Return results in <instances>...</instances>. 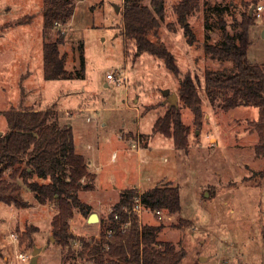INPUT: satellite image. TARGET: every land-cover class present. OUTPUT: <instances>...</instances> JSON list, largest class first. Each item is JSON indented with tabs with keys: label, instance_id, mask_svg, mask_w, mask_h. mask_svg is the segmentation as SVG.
Segmentation results:
<instances>
[{
	"label": "rangeland",
	"instance_id": "obj_1",
	"mask_svg": "<svg viewBox=\"0 0 264 264\" xmlns=\"http://www.w3.org/2000/svg\"><path fill=\"white\" fill-rule=\"evenodd\" d=\"M73 1L72 19L58 29L65 33L60 53L66 59V69L76 77L46 80L43 0H0V113L53 108L61 126H72L77 151L85 154L89 170L98 177V194L81 190L80 200L87 202L94 195L110 200L99 209L87 204L89 215L102 216L98 223L87 222L88 217L74 209L69 231L78 239L93 242L110 222L118 189L125 191L140 181L146 187L131 189L143 193L169 184L179 187L181 212L168 220L148 209L143 224L165 225L158 240L185 251L181 264H264V157L255 153L258 133L254 126L259 112L253 107L226 111L222 109L224 99L212 96L211 100L205 72L229 69L231 64L213 59L203 50L205 43L222 41L221 23L235 35L244 15L250 13L254 25L249 31L247 56L264 66V10L260 18L255 13L264 0H200L188 20L197 37L194 45L188 44L174 11L180 0H165V18L159 36L152 40L167 46L183 74L189 72L197 78L202 100L203 116L197 125L193 112L179 97L178 108L190 132L187 152L176 149L171 138L152 132L156 120L169 109L163 91L169 89L179 96L183 75L176 77L162 59L136 54L134 43L124 35V0ZM21 18L28 19L18 24ZM56 32H51L50 40L56 38ZM122 71L128 74L127 83L115 85L107 79L108 74ZM8 131L2 115L0 132ZM121 137L130 142L129 150ZM147 146L148 150H142ZM95 151L98 155L92 160ZM114 151L116 162L112 161ZM9 173L7 170L6 178ZM149 174L152 179L147 181ZM30 193L24 186L28 208L0 202V264H4L5 255L10 259L15 254V245L8 239L11 233L19 235L18 250L30 255L39 251L38 264H88L77 255L65 258L67 249L55 238L52 241L55 206H39ZM181 219L192 225L178 228ZM73 248L81 250V245L75 243Z\"/></svg>",
	"mask_w": 264,
	"mask_h": 264
},
{
	"label": "trees",
	"instance_id": "obj_2",
	"mask_svg": "<svg viewBox=\"0 0 264 264\" xmlns=\"http://www.w3.org/2000/svg\"><path fill=\"white\" fill-rule=\"evenodd\" d=\"M124 0V35L132 41L136 54L148 53L162 59L166 67L176 76L183 75L179 97L200 125L203 116L202 100L197 78L191 73L183 74L173 53L160 40L161 20L165 18V0ZM200 0H180L174 6L178 21L184 29L189 45L197 42L196 34L189 24V17L199 8ZM75 10L73 0H43V71L46 80H68L76 77L66 69V59L60 53L65 26ZM28 18L18 19V24ZM254 25L251 14L244 15L239 31L233 35L221 23L223 39L218 44H203V50L213 59L231 64L225 70H207L204 76L209 96L224 99L222 109L230 111L238 107L257 108L259 118L254 122L258 133L255 153L264 157V66L248 59L250 46L249 31ZM57 36L50 40L51 32ZM80 70L85 72V58L81 55ZM213 100V97L211 98ZM53 108L44 110H10L0 113L5 116L9 131L0 136V202L16 208H28L23 198L24 186L34 194L38 204L52 203L57 213L52 219V234L63 249L65 258L77 255L92 264H181L186 256L184 250L158 240L164 224H143L142 230L137 217L132 215V225L123 231L122 224L129 220L125 208L131 209L137 196L136 189H126L114 205L100 238L95 241L76 238L70 231L74 209L79 208L87 217L90 207L79 198L81 190H93L96 175L90 172L84 156L75 150L74 133L71 125H62ZM153 134H161L173 140L176 149L188 151L189 127L183 122L181 111L173 107L154 123ZM10 170L8 178L5 177ZM22 180L23 185L19 182ZM147 208L156 212L179 214L182 210L178 186H155L142 193ZM119 213L120 220L114 215ZM190 221L181 219L178 228L191 226ZM112 230L107 238L106 231ZM28 236V233H25ZM79 243L81 250L75 251L73 244ZM73 251V254H72Z\"/></svg>",
	"mask_w": 264,
	"mask_h": 264
},
{
	"label": "built area",
	"instance_id": "obj_3",
	"mask_svg": "<svg viewBox=\"0 0 264 264\" xmlns=\"http://www.w3.org/2000/svg\"><path fill=\"white\" fill-rule=\"evenodd\" d=\"M263 10H264V5H258L255 9L256 16L260 18ZM128 78H129L128 74L126 72H123V71L120 74L110 73L107 75V79L110 80L115 85H123V84L127 83ZM148 209L149 208H147L142 201V192L137 191V196L135 198L134 206L131 209H128V208L124 209L125 212L129 216V220L127 222H125L124 224H122L121 229H123V231H124L125 229L130 228L132 225L131 217H132V215H135L137 217L136 221L139 225V228L142 230L143 216H144V213L146 211H148ZM155 214L160 219H168V220L172 219V214H169L163 210H158L155 212ZM114 218L116 220H120L121 216L119 213H116L114 215ZM111 235H112V230L106 231L107 238L111 237ZM98 238H100V236ZM8 239L11 241V243H13L15 245V254L10 259L6 258L4 260V264H29L31 261L32 255L28 254L27 252L20 251L17 248V242L19 240V235L17 233H11L8 236Z\"/></svg>",
	"mask_w": 264,
	"mask_h": 264
},
{
	"label": "crops",
	"instance_id": "obj_4",
	"mask_svg": "<svg viewBox=\"0 0 264 264\" xmlns=\"http://www.w3.org/2000/svg\"><path fill=\"white\" fill-rule=\"evenodd\" d=\"M122 138V137H121ZM122 140V142H124L123 144H124V147H126V150H129V148L128 147H130V142L126 139H121ZM74 144H75V150H76V152L78 153V154H80V155H82V156H84V158L86 159V162H87V158H86V156H85V154L84 153H82V152H78L77 151V144H76V142H75V139H74ZM90 147V145H88V148ZM131 149H133V148H131ZM139 149H141V148H139ZM148 150V146L146 147V148H144V149H142V150ZM140 151V150H139ZM114 154H113V156H112V161L113 160H115V154H116V152L114 151L113 152ZM98 155V151H95L93 154H91V158H92V160H94V159H96V156ZM117 161V159L114 161V162H116ZM88 167H89V165H88ZM90 168V167H89ZM96 169H98L97 167H96ZM90 172H92V173H94L95 175H96V179H95V182H94V189L93 190H91V191H93L92 193L93 194H98V190H96L97 189V184H96V180H97V174L95 173V172H93L91 169H90ZM150 179H152V175H148L147 176V178H146V180L147 181H150ZM139 180H140V177H139ZM142 186H145L144 185V183H140V181L137 183V184H131L129 187H127V188H124V190H126V189H130V188H140V187H142ZM146 187V186H145ZM153 187V186H152ZM151 186L150 187H147V188H152ZM123 190H120V189H118V193H119V195L117 196V200L114 202V204L115 203H117L118 201H119V199H120V194H121V192H122ZM80 193V192H79ZM31 195H32V197H34V194L33 193H30ZM102 194H104L105 195V193H102ZM25 196V195H24ZM102 196V195H101ZM24 198V200L25 201H29V200H27V199H25V197H23ZM34 199H35V197H34ZM36 200V199H35ZM105 200H107V202L109 201L110 202V200H108L105 196H102V197H100V196H93V197H91L90 198V200L89 201H87V202H85V201H83L85 204H88L89 206H91V207H93V208H96V209H99V208H101L102 206H103V204H105L104 202H106ZM106 202V203H107ZM32 203V202H31ZM38 204V203H37ZM39 206H43V207H45V206H47V205H40L39 204ZM15 207V206H14ZM16 208V207H15ZM17 209H23V208H17ZM18 211H20V210H18ZM99 215V214H98ZM89 217V216H88ZM99 217L100 218H102V216H100L99 215ZM100 221H102V220H100ZM87 222H88V218H87ZM7 258V255H5V259Z\"/></svg>",
	"mask_w": 264,
	"mask_h": 264
},
{
	"label": "water",
	"instance_id": "obj_5",
	"mask_svg": "<svg viewBox=\"0 0 264 264\" xmlns=\"http://www.w3.org/2000/svg\"><path fill=\"white\" fill-rule=\"evenodd\" d=\"M120 7H116V11L120 13ZM252 12V11H251ZM264 36V33H263ZM163 95L167 97V101L169 103V107H178V101H179V96L176 93H170L169 89H166L163 91ZM0 136H2V132H0ZM100 221V217L97 213H91L88 217V222L89 223H98ZM52 241H54V237H52ZM38 253L39 251L35 249L32 253L31 261L30 264H38Z\"/></svg>",
	"mask_w": 264,
	"mask_h": 264
}]
</instances>
